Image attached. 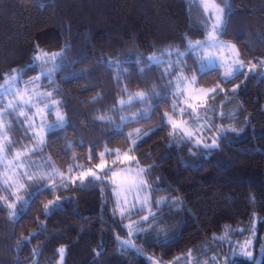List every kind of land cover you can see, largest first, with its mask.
<instances>
[{"label":"trees","instance_id":"trees-1","mask_svg":"<svg viewBox=\"0 0 264 264\" xmlns=\"http://www.w3.org/2000/svg\"><path fill=\"white\" fill-rule=\"evenodd\" d=\"M214 1L225 8V0ZM227 5L220 36L256 68L229 82L219 67L197 70L189 49L177 60L148 61L205 37L210 15L202 0H0V86L14 73L17 85L27 82L39 72L36 53L52 55L53 73L41 76V86L66 122L45 129L42 146L28 153L42 166L22 175L13 210L0 184V264H188L181 261L187 252L195 264H264V0ZM192 76L197 86L222 83L195 116L203 133L218 138L215 148L196 146L167 122L169 113L191 118L178 107L180 78ZM137 92L148 99L128 102ZM5 116L8 149L24 150L34 134L17 112ZM115 149L132 152L149 187L145 202L123 217L106 178L65 174ZM43 185L52 190L30 196ZM251 239L249 257L241 249Z\"/></svg>","mask_w":264,"mask_h":264},{"label":"rangeland","instance_id":"rangeland-1","mask_svg":"<svg viewBox=\"0 0 264 264\" xmlns=\"http://www.w3.org/2000/svg\"><path fill=\"white\" fill-rule=\"evenodd\" d=\"M204 3L205 11L210 15V23L207 28L206 34L204 38L199 40H189V43L195 44L196 42H200L204 47L202 50L197 49L193 51L196 59V67L197 70L202 71V61H211V63H205L203 65V70L209 69L212 67H219L222 69V78L225 73L229 70L234 69L238 65H243L242 70H254L256 68L250 66L246 60H244L239 55V51L235 44L227 41L224 37L220 36V31H214L213 26L215 24V7L222 8L214 0H202ZM215 44V46H211ZM187 45V49L183 51L178 47L174 48H166L167 52H162V54H150L148 56V61L151 62V57H157L161 61L167 60H177L179 55L177 54V50L179 53L186 52L189 48ZM167 55L165 56V54ZM45 54V55H43ZM39 72L37 76L28 80L27 82H22V84L17 85V75L14 73L10 78H7V81L0 86V93H2L3 104L0 106V144L5 145V150L3 153H0V184L2 187L6 189L5 193V202L9 208V205H13L10 210L14 209L15 200L18 199L19 195L22 193V188L24 186L22 175H27L29 171H33L31 168L36 162L33 161L32 157L28 156L30 151L36 150V148L41 147L42 142L44 141V132L45 129H48V125L57 123V115L59 112L61 115V110L55 103V105L49 110L48 105H52L55 102L54 99L51 98V92L42 87V77L44 75L51 76L53 71L51 67H53V57L47 53L42 51L36 53ZM53 69V68H52ZM179 83L180 89V104L178 107V111L180 112L182 109H186L191 115V118L187 117H179L175 116L171 113L167 114V122L170 117L173 121L177 123V128L180 131L187 133H191L193 138V143L198 146L204 148L205 144H211L215 139L218 140L217 137L213 135L203 133V127L201 126V121L199 119L195 120V116L198 115V108L204 100L211 94H213L216 90L222 87V83L217 85H213V87L206 86H197L194 82L192 76L190 78L182 77ZM5 89H10V91H5ZM215 89V91H212ZM140 94L145 96L142 92H137L134 95L137 96ZM175 103L173 100L172 104ZM11 105V107H9ZM191 105V107H189ZM194 109V111H193ZM7 111L17 112L20 116L24 118V123L27 125L31 134H34V138L26 143L24 150H9L8 149V139L9 135L7 133V124H6V113ZM52 113L54 116L53 120L49 119V115ZM64 117V115H62ZM65 119V118H64ZM56 121V122H54ZM170 124V123H169ZM171 125V124H170ZM172 128V126H171ZM199 129V131H198ZM196 131H198L196 133ZM208 135V136H207ZM133 141V140H132ZM134 142V141H133ZM101 153H104L101 152ZM115 154L108 156L104 153V156L101 160L94 165L93 167H87L82 170L74 169V166H70L65 174L69 177L70 180H81L84 178L92 177V176H82V173L91 170L95 173L96 179H104L106 178L111 185L114 187L115 197H117V205L116 207L123 212L128 211L134 206H139L140 203H144L146 196L145 192L149 193V187L146 184V180L143 174L144 167L133 162L134 155L132 152L128 150H120L115 149ZM127 154L131 159H124V155ZM103 162L105 164V168H98L97 165ZM115 163H120V165L115 166V168L111 169L109 173H106V169L115 165ZM42 165H40L41 167ZM34 172L37 173L40 167L36 164ZM94 178V177H92ZM7 179V183L5 180ZM144 181V188L141 190L132 189V191H126L129 185L137 183L138 181ZM11 185V187H9ZM172 201V200H171ZM147 202L145 204V207ZM50 210V208H49ZM154 211H151L149 216L153 214ZM148 216V217H149ZM144 221V218H142ZM150 219V218H149ZM225 236V235H224ZM252 239L245 245L247 248L242 247L241 252L248 254L249 246H251ZM195 257L191 255L190 252H187L186 255L182 256V263L195 264L193 261ZM205 262H198L199 264H208ZM172 264V263H171ZM197 264V263H196Z\"/></svg>","mask_w":264,"mask_h":264},{"label":"snow or ice","instance_id":"snow-or-ice-1","mask_svg":"<svg viewBox=\"0 0 264 264\" xmlns=\"http://www.w3.org/2000/svg\"><path fill=\"white\" fill-rule=\"evenodd\" d=\"M226 9H227V12H226ZM228 14H230V7L227 5V0H225V8L215 7V24L213 26V30L214 31H219V30H221L224 27V25H225V16L228 15ZM211 46H215V44H213ZM203 47L204 46L200 42H196L195 44H193V43L190 42L189 45H188L189 51H195L197 49L202 50ZM165 51L167 52V50H165ZM177 54L178 55H184V53H179L178 50H177ZM150 59H151V62L154 63V64H160V63H162V61L159 58H157V57H151ZM168 63H169V65L172 64L171 61H168ZM205 63H211V61L210 60L209 61H202V71H203V65ZM254 66L255 65H253V67ZM29 67H31V65ZM242 68H243V65L242 64L236 66L234 69L229 70L228 72H226L225 75H224V77L222 79L225 82H229L236 74L241 73ZM180 79L182 80L183 78H180ZM193 80H195V78H193ZM5 91H10V89H5ZM212 91H215V89H213ZM134 99H138V100L143 101V100L148 99V97H145V96H142L140 94H137V96H135V97H130V100L128 102H131ZM121 103L123 104V103H126V102L125 101H122ZM54 105H55V102H53L52 105H48L47 107L49 108V110H51V108ZM9 107H11V105H9ZM189 107H191V105H189ZM184 111H186V109H182L181 110L182 113ZM193 111H194V109H193ZM56 115H57V123L56 124H52V125H48V130L49 131H55L58 128H62L65 125V123H66L64 117L59 112H57ZM165 115H167V114H165ZM143 118H145V116H144L143 113H141V115L139 117H137V119H143ZM168 123L171 124V126H172L173 129H176L177 126H178L177 123L175 121H173L170 117L168 118ZM227 131H228L227 129H223V128L220 129L221 138H226ZM232 131L235 132L236 130L235 129H232ZM186 135L189 138L192 136L191 133H187ZM133 144H135V141L133 142ZM217 146H218L217 145V141L214 139L210 145L209 144H205L204 145V148L205 149H211V148H215ZM4 150H5V145L0 144V153H3ZM100 155H101V157H103L104 156V153H101ZM124 159H126V160L127 159H131V157H129L127 154H125L124 155ZM97 167L103 169V168H105V164L103 162H101V164L97 165ZM69 171H71V169H69ZM82 176H92L94 178H98V177H96L95 173L92 172L91 170L82 173ZM32 179H33L32 176H28V180L31 181ZM42 179H44L43 175L36 176V180L37 181L42 180ZM5 183H7V179L5 180ZM144 185H145V182L141 180V181H138L137 183H134V184L129 185L128 188L126 189V191H132V189H134V188L137 189V190H141V189L144 188ZM60 186H65V185L62 182L61 185H58L57 187H60ZM9 187H11V185H9ZM45 190L51 191L52 189H50L48 185H43V186L37 188L36 191H35V193L30 194V196H34V195L40 194V193H42ZM59 199L60 198L57 197L56 201H50L49 202V205H45V215L46 216L50 214L49 208H51V209L54 210V209H56L59 206ZM165 202L166 201H160V202H158V204L159 203H165ZM22 203L27 204L28 201H22ZM173 203H175V202H173ZM12 207H13V205H9V208H12ZM124 215H125V213L123 211H121V216L123 217ZM148 220H149V217H147V216L144 217V221L145 222H147ZM127 227L129 228V234L131 235L132 234V231H133L132 230V226L129 225ZM135 231L136 232H139V231H141V229L136 228ZM125 243L128 246H130V242H125ZM136 251L139 252V249H137ZM63 252H64V249L61 248L59 250V253L61 254V257L63 255ZM247 255L250 257L251 256V253H248Z\"/></svg>","mask_w":264,"mask_h":264}]
</instances>
